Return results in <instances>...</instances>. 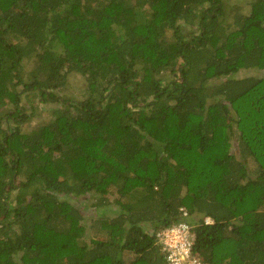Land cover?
I'll return each instance as SVG.
<instances>
[{
    "label": "trees",
    "instance_id": "obj_1",
    "mask_svg": "<svg viewBox=\"0 0 264 264\" xmlns=\"http://www.w3.org/2000/svg\"><path fill=\"white\" fill-rule=\"evenodd\" d=\"M225 16L0 0V264H169L157 234L182 222L203 264H264V78H238L264 71V0L230 33ZM73 74L85 99L55 92ZM25 93L61 103L52 122L24 131Z\"/></svg>",
    "mask_w": 264,
    "mask_h": 264
},
{
    "label": "rangeland",
    "instance_id": "obj_2",
    "mask_svg": "<svg viewBox=\"0 0 264 264\" xmlns=\"http://www.w3.org/2000/svg\"><path fill=\"white\" fill-rule=\"evenodd\" d=\"M253 0H224V9H225V27L226 32L230 33L235 31L240 25V21L244 16H249L251 14V5ZM184 33L189 34V37L192 38L195 33L198 34V30L191 25L183 23ZM34 67V60H31L26 63V70L30 71ZM166 79H170L169 74L163 75ZM263 77L264 71L258 70H249L243 71L238 75V78L245 77ZM89 81L86 77L80 74H73L69 77L68 84L65 88L60 90H55L61 97L72 98L75 100L85 99L89 95L88 90ZM21 107L24 108L29 115H31V120L27 124L24 125V131L30 132L38 127H42L48 124L50 121L52 122V111L57 108H61L60 102H50L47 103L43 101V98L37 95L36 93H25L22 95ZM7 112H13L14 107L5 108ZM2 123H4L3 127L6 128V118L3 116L1 119ZM254 165V164H252ZM116 195L113 194L110 196L111 199H115ZM92 203V202H90ZM93 217V216H92ZM96 225V224H95ZM94 226V222L90 223L88 233V241L95 234L94 231L90 230V228ZM135 258V255L131 252L124 253V259L126 262H130Z\"/></svg>",
    "mask_w": 264,
    "mask_h": 264
},
{
    "label": "built area",
    "instance_id": "obj_3",
    "mask_svg": "<svg viewBox=\"0 0 264 264\" xmlns=\"http://www.w3.org/2000/svg\"><path fill=\"white\" fill-rule=\"evenodd\" d=\"M207 222L211 221L207 219ZM157 238L169 264H203L193 255L195 236L191 225L182 222L167 227L157 234Z\"/></svg>",
    "mask_w": 264,
    "mask_h": 264
}]
</instances>
